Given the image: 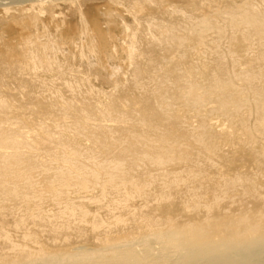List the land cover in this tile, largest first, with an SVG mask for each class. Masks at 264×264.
I'll return each instance as SVG.
<instances>
[{
    "label": "bare ground",
    "instance_id": "bare-ground-1",
    "mask_svg": "<svg viewBox=\"0 0 264 264\" xmlns=\"http://www.w3.org/2000/svg\"><path fill=\"white\" fill-rule=\"evenodd\" d=\"M223 1L84 0L79 27L55 19V0L31 4L30 25L45 12L56 29L91 31L80 55L93 53L113 88L90 85L82 91L93 95L80 98L53 88V99L36 94L31 107L0 95V202H9L0 214L22 229L14 237L0 220V264H264V0ZM0 14L2 30L30 44L0 64V80L12 72L35 94L74 70L52 59L58 40ZM156 58L161 72L141 78L136 65ZM115 59L133 66L125 89ZM93 69L76 73L87 81ZM181 137L230 149L207 164ZM45 193L56 201L43 205Z\"/></svg>",
    "mask_w": 264,
    "mask_h": 264
},
{
    "label": "rangeland",
    "instance_id": "rangeland-1",
    "mask_svg": "<svg viewBox=\"0 0 264 264\" xmlns=\"http://www.w3.org/2000/svg\"><path fill=\"white\" fill-rule=\"evenodd\" d=\"M84 0H55L57 6L55 7V19L56 20H60V19H65L66 21L72 23V26H77L79 27V13L77 11V6H80V8H83L82 2ZM259 1V2H258ZM261 0H253V2L255 3V5H259ZM33 2H36V0H20V1H16L15 0H3L0 3V12L3 13L7 19V21L10 24H13L14 21H19L20 19L24 20V22H26V24H28L29 26V31H32L33 33H35L38 37L40 41H44V39L47 37L48 39H55L58 40V42L60 43L59 46V51H57L53 56L52 59L56 60V61H60V62H64L67 64H72L74 67V70L72 71H67V73H64L62 75L59 76V78H47L48 80H44V83H48L46 84L42 90H40L39 88L35 89V94H32L29 90L31 87L27 86V87H22L19 86L20 82L18 81L19 76L16 75V78L14 77V74L12 72H3L2 74L4 75V77L0 80V84L3 88L2 93H0L2 99H6L8 101H11L13 103H23L25 105V107H31L32 106V97L36 94L39 93H43L44 95V99H53L54 97L52 96L54 90L53 88H57V90H60V92H62L66 97H77L79 94L78 92H83L84 96L88 95V94H92V93H88L85 91H82L85 89V87H88L90 85H93V88H103L104 90H111L113 88V84L112 81H104L102 80L101 75L104 73L103 70H101L95 63L94 60L96 59V57L93 55V53L89 52L87 48H85V55L81 56L80 52L83 50V46H86V44L82 45V42L85 43L88 40L89 35L91 34V31H88V33H83L80 28L78 29L79 31H76L74 34L69 32L67 30V26L66 25H60L57 29L54 26V22H50L48 20V16L47 13L45 12H41L40 16L38 18V20L35 22L37 23L35 26L34 24L30 25V22H32L28 17V15L30 14V9H31V4ZM225 2V4H224ZM257 3V4H256ZM19 4H23V6L26 7L27 10L23 11L18 9V5ZM223 5L224 7L229 6L230 5V0H224L223 1ZM1 15V14H0ZM2 18V17H0ZM70 20V21H69ZM4 20L0 19V24L3 22ZM7 22V23H8ZM78 22V23H77ZM75 23V25H74ZM102 26H105L102 23ZM0 64H3L6 60L10 63L12 61V59L16 58V55L18 54L19 56H21V53L23 51H25L30 44H24V42H20V41H13V34H12V28L11 26L9 27H5L2 30V26H0ZM227 33V34H226ZM229 32H225L224 36H226V38L223 36L219 42V49L222 48V45L225 44V42H227L226 40H229V38L231 37V33ZM114 34L117 35V38L119 41H121L122 39V32L120 31V29H116L114 31ZM127 36H124V38L126 39H132L134 40V36L132 34L129 33V31L127 33H123ZM224 39V40H223ZM61 40H63L61 42ZM224 43H223V42ZM148 43L144 44V47L148 48ZM153 45V44H151ZM150 49V48H148ZM256 48L254 47V50ZM197 49H195L196 51ZM256 51V50H255ZM200 52V53H199ZM37 53L41 56L42 60L44 62H46L47 58L43 52L42 49H38ZM199 56L201 55L202 57H204L206 55L204 49H200L198 50ZM4 57L3 59L1 57ZM200 56V57H201ZM2 59V60H1ZM24 59V58H23ZM124 61V60H123ZM122 59H115L114 60V65L116 66V64H119L121 66V70L123 73H120L118 75V79L121 80L119 82L120 86L117 87L118 90H121L122 88H126L128 83L127 81L124 82V79H126V77L130 76V70L133 69L132 65L127 64L125 61L123 62ZM2 62V63H1ZM140 62V61H138ZM88 63H92L94 66L95 72H99V75H95V72H93L92 74L89 75L87 81H83V79L85 78L83 76V74H78L76 73V70H83V67L88 65ZM127 64V65H126ZM137 67L140 68V70H142V73L140 74L141 78H145L146 80H148L149 75L150 74H154L155 76L157 75V73L161 72L162 68L160 65L157 66V58L154 59L152 62L148 63L144 60H142L140 63H138L136 65ZM40 71V73H44L43 69H38ZM9 73V74H8ZM13 74V75H12ZM14 77V78H13ZM74 78L76 79V82L74 81ZM86 79V78H85ZM80 81V83H77V81ZM48 81V82H47ZM85 82V83H84ZM71 84L72 87H74L76 90L72 89V87L70 86ZM84 86H83V85ZM77 85H80L79 87H77ZM63 88V89H62ZM40 91H39V90ZM80 90V91H79ZM131 89L128 90V93H134L136 91H130ZM85 92V93H84ZM68 93V94H67ZM74 93H78L76 95H74ZM73 94V95H72ZM68 95V96H67ZM93 95V94H92ZM102 95V96H101ZM89 96V95H88ZM95 96H99L98 98H103V93L101 92L98 95ZM82 97V94L80 96H78V98ZM90 99V98H89ZM91 100H93L91 98ZM100 101V100H99ZM127 103V102H125ZM127 104H131L130 102ZM126 104V105H127ZM176 106V105H175ZM20 119L24 120L26 123H28L27 118L25 116L22 115H18ZM135 121L133 119L128 120V124H134ZM138 126H142V127H146V123H135ZM34 126V125H33ZM137 126V127H138ZM134 127H136L134 125ZM220 142H218L217 138H206V146L209 147H203V145H201V147L197 146V144H193L192 143V139L189 138H185V137H181V144L185 149H188V151L192 152L191 154L193 156H201V159L205 160H209L207 161V164H209L210 162H217L219 161V156L218 154H224L227 155L228 151L230 149V146H225V150L227 152H218L215 150L212 151L210 148L211 146H214L217 148L218 150V144ZM239 146L241 148H244L245 146H247V144L245 142H242L239 144ZM206 148V149H205ZM211 151H209V150ZM206 161V160H205ZM172 164V163H170ZM169 165V164H167ZM35 173V172H34ZM58 186V185H57ZM45 188H49V187H53V185H48L46 184L44 186ZM83 187H86V185H84ZM92 194H95L96 192L92 191L90 192ZM52 195V193H51ZM56 196L58 197V195L56 194ZM46 198H49V200H47ZM51 199L55 200L54 196H48V194H44V199L42 202H44L43 205L45 204H49L51 203ZM56 201V200H55ZM46 202V203H45ZM137 202V201H135ZM84 203L88 207V209L91 211V214L94 213L96 206L94 203H87L86 201H84ZM138 203H140L138 201ZM1 205H9V202L5 203H1L0 202V206ZM7 207V206H6ZM93 210V211H92ZM96 213V211H95ZM6 214V215H5ZM13 216L9 215V211H2V213L0 214V220H4L7 221L5 226L8 227L10 234H12V236H16L19 231H21L22 229H13V227L10 225V223H12L13 221ZM18 230V231H16ZM16 231V232H15ZM18 232V233H17ZM13 233H17L16 235ZM19 235V234H18ZM40 238H44L42 235L40 236Z\"/></svg>",
    "mask_w": 264,
    "mask_h": 264
}]
</instances>
